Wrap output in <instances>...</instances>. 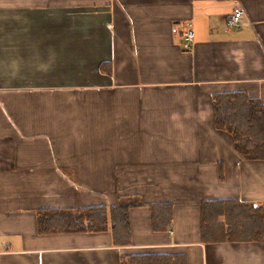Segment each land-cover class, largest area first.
I'll use <instances>...</instances> for the list:
<instances>
[{
  "label": "crops",
  "instance_id": "crops-1",
  "mask_svg": "<svg viewBox=\"0 0 264 264\" xmlns=\"http://www.w3.org/2000/svg\"><path fill=\"white\" fill-rule=\"evenodd\" d=\"M46 53L60 56L41 67ZM58 66L80 79L56 82ZM231 92L264 104V0H0V264H264V240L201 233L204 201L264 207V159L214 125L213 95ZM127 195L143 203L128 244L38 230L41 208ZM156 204L172 208L168 229L153 226Z\"/></svg>",
  "mask_w": 264,
  "mask_h": 264
},
{
  "label": "trees",
  "instance_id": "trees-1",
  "mask_svg": "<svg viewBox=\"0 0 264 264\" xmlns=\"http://www.w3.org/2000/svg\"><path fill=\"white\" fill-rule=\"evenodd\" d=\"M214 125L228 132L236 150L248 159H264V104L245 92L213 95ZM143 203L138 195L120 196L114 206L41 208L37 212L41 234L99 232L111 230L114 242H130L129 211ZM153 226L168 229L172 208L167 204L152 207ZM203 240H264V207L238 200L201 203ZM121 264H186L181 256L130 255Z\"/></svg>",
  "mask_w": 264,
  "mask_h": 264
},
{
  "label": "rangeland",
  "instance_id": "rangeland-1",
  "mask_svg": "<svg viewBox=\"0 0 264 264\" xmlns=\"http://www.w3.org/2000/svg\"><path fill=\"white\" fill-rule=\"evenodd\" d=\"M48 51V50H47ZM43 56V55H42ZM58 56H60V55H55V54H52V53H50V55H48V53H46L45 54V58H41V59H47V62H42V63H38V64H41V65H39V66H41V67H43V65L44 64H46V65H49L50 66V64H51V58H54L55 60H56V57H57V59H58ZM34 57L36 58V56L34 55ZM37 59V58H36ZM48 59L50 60V61H48ZM33 65H35L36 67H37V65H36V63H32V66ZM45 65V66H46ZM29 66H31V65H29ZM48 67V66H47ZM59 67V69L57 70V71H55L54 72V74H56V77L54 78V80L56 81V82H62V81H64V80H69V79H72V80H78V79H80L78 76H81L80 75V72L81 71H74V70H64V69H62V67H66V65H65V63L62 65V67H60V66H58ZM32 69H33V67H31ZM29 69H27V71H28ZM37 72H39V71H37ZM58 75V76H57ZM66 77H68V78H66ZM72 77V78H71ZM30 78H32V76H30Z\"/></svg>",
  "mask_w": 264,
  "mask_h": 264
},
{
  "label": "built area",
  "instance_id": "built-area-1",
  "mask_svg": "<svg viewBox=\"0 0 264 264\" xmlns=\"http://www.w3.org/2000/svg\"><path fill=\"white\" fill-rule=\"evenodd\" d=\"M244 14L245 10L242 6L235 7L228 19V25L234 29L239 28L242 25ZM183 36L186 42H190L194 37V32L188 28L184 31Z\"/></svg>",
  "mask_w": 264,
  "mask_h": 264
}]
</instances>
